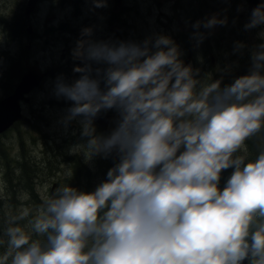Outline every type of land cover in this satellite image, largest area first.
I'll list each match as a JSON object with an SVG mask.
<instances>
[{"label":"clouds","instance_id":"clouds-1","mask_svg":"<svg viewBox=\"0 0 264 264\" xmlns=\"http://www.w3.org/2000/svg\"><path fill=\"white\" fill-rule=\"evenodd\" d=\"M224 24L212 17L193 27ZM261 25L264 3L245 29ZM92 35L83 29L72 51L79 78L58 76L53 91L72 102L65 128L80 118L87 138L73 153L86 161L115 153L119 162L91 193L62 185L34 214L23 207L9 216L0 264H264V148L249 159L246 145L264 130V43L251 51L250 73L221 87L197 79L170 37L137 44ZM112 110L114 129L97 135L95 119ZM26 219L31 234L19 226Z\"/></svg>","mask_w":264,"mask_h":264},{"label":"rangeland","instance_id":"rangeland-1","mask_svg":"<svg viewBox=\"0 0 264 264\" xmlns=\"http://www.w3.org/2000/svg\"><path fill=\"white\" fill-rule=\"evenodd\" d=\"M20 0H0V99L13 92L20 76L16 73L14 62L17 57L18 46L10 42L9 23L19 20ZM130 7L125 10L124 21H128L130 30L127 42L142 44L146 39L155 41L157 36L170 37L182 53L181 59L185 63L190 49H194L191 66L199 70L197 79L212 81L221 80V87L230 85L236 78L248 75L251 69V51L254 46L264 43V25L246 30L250 14L245 0H128ZM19 3V4H18ZM264 3V0H261ZM62 10V9H61ZM66 12H59V23L65 20ZM85 22L88 28L91 14L85 11ZM212 17L226 20V24L206 29L201 26L198 30L193 27L196 22H205ZM20 21V20H19ZM103 21L96 22V27ZM80 34L82 30L76 29ZM203 35L202 42L194 35ZM101 29L93 30L91 39L99 42ZM75 38L74 30L70 34ZM237 42L246 45L240 51L235 50ZM27 41L24 42V47ZM32 61H42L44 68L54 64L52 59L42 52L39 45L33 47ZM215 55V66L210 65L209 53ZM104 67L93 64V68ZM24 63L21 64V70ZM20 70V71H21ZM61 76L64 77L62 73ZM79 77H70L67 83H72ZM228 80L227 85H225ZM53 76L48 77L43 84L31 92L30 102L23 105V119L14 124L11 129L0 135V254L7 249L6 229L9 226V216L18 215L23 207L35 210L51 197V189L59 186H71L80 191L91 193L106 180L107 172L113 163H118L115 153L105 159L102 155L89 158L87 161L82 153L74 154L72 149L76 145L85 144L87 138L81 135L79 119L72 121L67 128L63 118L72 102L54 95ZM103 87V85H102ZM101 114L114 116L109 131L105 132L97 123V135H109L118 119L112 110ZM249 141H254L257 152L250 150ZM249 159H255L259 150L264 148V130L246 142ZM23 163L29 166L24 171ZM25 165V164H24ZM79 168V169H78ZM81 170V171H80ZM234 171L233 168L226 169ZM77 171V174H76ZM92 174L86 176V172ZM71 173V175H69ZM35 195L31 194V189ZM26 186V188L24 187ZM225 183H221V190ZM31 218V217H29ZM30 234L27 219L19 222ZM33 239L43 240V237L33 235Z\"/></svg>","mask_w":264,"mask_h":264},{"label":"flooded vegetation","instance_id":"flooded-vegetation-1","mask_svg":"<svg viewBox=\"0 0 264 264\" xmlns=\"http://www.w3.org/2000/svg\"><path fill=\"white\" fill-rule=\"evenodd\" d=\"M29 0H20L19 5V20L9 23V40L14 45L18 46V55L20 60L14 62L15 66L10 65V69L17 66L16 73H19L20 79L26 72V66H36L41 73L44 74V78L41 81L39 87L50 76L55 77L64 74V79L67 81L70 77H79L78 73H74V67H82L83 64L79 60H74L72 51L76 47V42L81 39V33H77V28L83 30L86 27V23L83 25L85 19V11L91 14L89 21L92 24L88 27L92 30L101 29L99 35L101 40L110 43L127 42L126 37L131 29L124 14L126 13L129 4L128 0H121L119 8L117 9L116 0H107V6L104 8H95L93 0H79L78 2V14H76V7L73 0H65L62 6L61 0H39L34 11L30 16H25V8ZM18 3V4H19ZM247 3V2H246ZM248 7V5H247ZM62 9V10H61ZM64 11L67 13L65 20L56 23L59 20V12ZM249 12V11H248ZM102 20L103 23L96 27V22ZM61 24H66L67 29L59 30ZM48 29H54V33L45 36V32ZM74 30L75 38L71 37V33ZM82 32V31H81ZM27 44L24 47V42ZM47 41V42H46ZM100 42V41H99ZM36 45L42 48V52H45L49 59L54 61V64L44 68L42 65L43 60L32 61L31 54L33 55ZM194 49H190L188 56L191 54V60L188 65L191 64ZM214 56L213 53H209ZM188 58V57H187ZM24 63V69L21 70V64ZM21 70V71H20ZM36 90V89H35Z\"/></svg>","mask_w":264,"mask_h":264},{"label":"water","instance_id":"water-1","mask_svg":"<svg viewBox=\"0 0 264 264\" xmlns=\"http://www.w3.org/2000/svg\"><path fill=\"white\" fill-rule=\"evenodd\" d=\"M39 0H29L28 4L25 8V16H30L34 11ZM65 0H61L62 6ZM75 7L77 9L76 14H78V2L79 0H73ZM248 5V11L251 14L252 10L255 9L259 4H261V0H245ZM121 0H116L117 9ZM67 25L61 24L59 30H66ZM264 29V27H263ZM54 29H48L45 32V36L53 34ZM47 42V41H46ZM191 54L185 61V65L187 66L190 63ZM211 65L215 66L214 56L210 55ZM44 78V74L40 72L38 67L36 66H26V72L22 75L21 80L19 81L17 87L14 92L0 100V135L10 129L14 124L19 122L22 119V103H29L30 99L27 97L34 89L39 87L41 81ZM228 81H226L225 85H227ZM95 121L104 129L108 130L109 124L112 121V116L109 114H100ZM55 185L52 188V195ZM249 261L245 260L243 264H248Z\"/></svg>","mask_w":264,"mask_h":264},{"label":"trees","instance_id":"trees-1","mask_svg":"<svg viewBox=\"0 0 264 264\" xmlns=\"http://www.w3.org/2000/svg\"><path fill=\"white\" fill-rule=\"evenodd\" d=\"M7 95H8V94H7ZM1 135H2V134H1ZM248 144H249V147H250V150H251V151H253L254 153L257 152V147H256V144H255L254 141H249ZM24 164H25V165H24ZM115 165H116V163H113L112 168H113ZM22 166L24 167V171L27 170L26 168L29 169V166H28L26 163H23ZM78 169H79V168H78ZM80 171H81V170H80ZM232 172H233V171H228V170H223V171H222V173H221V181H220L219 187H221V183H222V182L225 183V185H226V182H227L228 178L231 176ZM76 174H77V171H76ZM85 174H86L87 177H91V176H92V174H91L89 171L86 172ZM24 187L26 188V186H24ZM30 189H31V192H30V193L34 195V193H33V191H32V188H31V185H30ZM34 197H35V195H34Z\"/></svg>","mask_w":264,"mask_h":264}]
</instances>
